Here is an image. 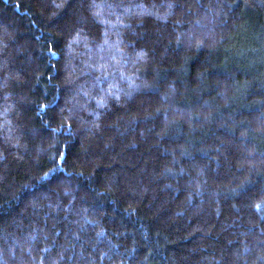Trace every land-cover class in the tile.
Returning a JSON list of instances; mask_svg holds the SVG:
<instances>
[{
	"label": "trees",
	"instance_id": "trees-1",
	"mask_svg": "<svg viewBox=\"0 0 264 264\" xmlns=\"http://www.w3.org/2000/svg\"><path fill=\"white\" fill-rule=\"evenodd\" d=\"M0 264H264V0H0Z\"/></svg>",
	"mask_w": 264,
	"mask_h": 264
}]
</instances>
